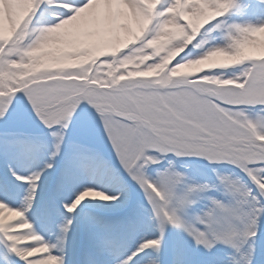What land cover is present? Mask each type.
I'll return each instance as SVG.
<instances>
[{"label":"snow or ice","instance_id":"1","mask_svg":"<svg viewBox=\"0 0 264 264\" xmlns=\"http://www.w3.org/2000/svg\"><path fill=\"white\" fill-rule=\"evenodd\" d=\"M0 2L5 22L0 121H8L14 108L20 112L0 132V152L15 155L31 143L30 120L49 129L53 138L43 168L21 174L9 167L10 177L26 189L19 207L0 199L3 264H68L73 218H63L51 243L35 231L27 213L46 170L52 173L54 200L68 182L95 166L99 153L89 143H77L57 171L56 160L74 125L85 136L99 133L111 146L144 193L155 235L120 259L117 248L141 226L145 205L134 202L126 189L113 194L86 185L62 202L65 211H76L85 197H92L124 215L87 214L73 264H136L141 254L143 264H264V55L241 54L253 34L264 29V18H235L249 10L264 14V0ZM45 13L51 19L41 23ZM117 18L127 22L120 25L125 38L101 40ZM177 49L179 55L170 59ZM217 53L229 59L205 64L191 75L179 68ZM137 61V70L129 71ZM170 157L231 165L255 190L240 175L217 167L210 168L215 182L197 180ZM45 212L55 223L53 210ZM169 227L184 235L169 241Z\"/></svg>","mask_w":264,"mask_h":264},{"label":"bare ground","instance_id":"2","mask_svg":"<svg viewBox=\"0 0 264 264\" xmlns=\"http://www.w3.org/2000/svg\"><path fill=\"white\" fill-rule=\"evenodd\" d=\"M100 4L104 3V0H98ZM24 3L27 5L30 3V0H24ZM243 20H251V21H257L261 18H264V14H259L255 12L249 11V13L246 16L239 17ZM51 19V15L49 13H45L40 17L41 23H47ZM127 23L125 20L117 18L115 22L110 25L108 28H106L101 34L100 39L106 42L111 43H117L118 41L125 38L127 33H125L124 29L120 27L121 24ZM5 34V22H4V15H3V5L2 2H0V37H2ZM248 54V53H264V29H259L253 34V38L251 41L245 43L243 47L241 48V54ZM219 55V56H218ZM222 56L219 54H215L212 56V58L208 59V63L212 64L215 62L221 61ZM137 62H134V66ZM135 68V67H134ZM198 71V69H196ZM187 72L188 74H191L193 71L192 69L183 70ZM30 148L34 149H24L23 147L20 151L24 154V158L22 157V160H19L18 157L15 155H10L6 151L0 152V181H3V183L6 186L0 187V199H4L7 202L11 203L14 207H19L23 202V196L25 194L26 185L21 181H16L15 178L10 177L9 167L14 168L18 173L21 174H27L32 171L39 170L43 168V165L45 161L49 159L51 149L42 150L41 144L39 141L29 143L28 146ZM41 148V149H39ZM99 158L96 160L95 166L89 170L87 173L77 176L70 182H68L66 185L67 188L63 189L59 193H57V198L60 199L61 202L64 201H70L73 197V194L79 190L80 188H83L84 186H92L97 190H103L108 193H116L118 191H123L126 189L124 185V180L121 178V175L117 172H114V170L110 169L108 173L105 176V179H102V170L106 167L104 163H99ZM66 164V163H65ZM65 164L63 163H57L56 169L59 171L60 169L64 168ZM61 165V167H60ZM94 170H97L99 172V176H92V172ZM52 175V173L48 170L45 171L44 175L41 177L40 181V188L38 189V195L36 202L34 204V207L32 210H30L27 213L28 219L31 220V217L33 215H36V211L42 207L44 204V200L47 198V194L49 193L51 187L49 184V177ZM130 177V176H129ZM11 179L12 183L8 184V179ZM131 179V177H130ZM132 180V179H131ZM83 184H82V183ZM70 183L72 185H70ZM81 185V186H80ZM127 191V190H126ZM128 193V192H127ZM147 202V201H146ZM85 205H89L94 208H100L104 209L105 211L111 210L109 205L110 202L103 201L99 198H92V197H85L84 200L81 201V204L78 205L77 208L83 207ZM142 224L140 226V229L135 230L133 233L134 235V241L136 246L143 238H151L153 235H155L154 231V221L151 219V214L149 213L144 218H142ZM153 230V231H152ZM172 230H176L173 229ZM152 231V232H151ZM178 232V230H176ZM172 232L169 234V241L172 238ZM48 242L54 243L56 240V236H47ZM130 237L125 236L123 237V245H120L119 247V253L120 255L122 252H124L128 247V241ZM32 243V242H29ZM131 247V246H130ZM223 247V246H221ZM224 250H230L225 248ZM130 251L126 252L125 254L128 255ZM228 252V251H226ZM1 253V249H0ZM67 257H69V251L66 250ZM59 254V252H57ZM120 258V257H119ZM122 258V257H121ZM1 262L0 264H3V256L0 254ZM142 259L140 256L139 259H137V262H139ZM143 264V261L140 263Z\"/></svg>","mask_w":264,"mask_h":264},{"label":"rangeland","instance_id":"3","mask_svg":"<svg viewBox=\"0 0 264 264\" xmlns=\"http://www.w3.org/2000/svg\"><path fill=\"white\" fill-rule=\"evenodd\" d=\"M249 11L253 12L252 10H249ZM255 13L260 14V12H258V11H256ZM235 18L240 19L239 17H235ZM192 50H193V52L199 51L198 49H192ZM217 54H219V53H217ZM220 55L222 56L221 61L215 62V63H213L214 62L213 61L212 64L220 63V62H223V61L229 59V57L226 56L224 53H220ZM210 58H212V57H209L208 59H210ZM134 67H135L134 64H133V66H130L129 71L137 70ZM189 75H191V74H189ZM19 115H20L19 109L14 108L12 110L11 116H10L8 121H6V122L0 121V132H3L4 130H6L19 117ZM29 134H30V138H31V143L39 141V143L41 144L42 150L51 149V147H53V138L51 136L50 130L45 128L38 121L30 120V122H29ZM77 143H89L93 146V148L96 150V152L99 153V157H98L100 159L99 163H104V165L106 167L108 166V169L106 171L102 170V172H103L102 175L105 174L104 177H102V179H105V176L108 173V171H110V169H112V170H114V168L118 169L117 170L118 174H121V178L124 180V185L126 187V190L128 193H130L132 195L134 202H140V203H143L145 205L146 210L143 212L142 218H144L146 215H148L150 213V211L147 210V202L144 198L143 191L139 188V185H137L133 180L130 179L127 172H125V170L120 166L119 161L115 157V153L111 149V146L108 143H106L105 139L103 137H101L99 133H94L91 136H85L79 125L72 126L66 134V140H65V143L63 145V154L60 156V161L58 160V158L56 161L61 162V163H66L67 159L73 154V152L75 150V145ZM28 148L29 147H26V149H28ZM30 149H34V148H30ZM15 155L18 157L19 160H22V157L24 158V156H23L24 154L21 151H19ZM170 158L174 159L175 165L178 169H180L182 171H188L189 175L194 177L197 180L210 179L211 182H215V173H212L210 171V168L211 167H217L221 171H231V172H234L235 174L240 175L249 184V186L253 187V189L255 190V186L248 179V177L243 172H240L239 169H235L231 165H228V164L209 165L208 161L203 160L201 158H197V157H188V158L170 157ZM185 163H187L189 165V167L187 169L184 168ZM203 173H207V176L203 175ZM92 174L94 175V177L99 176V172H97V170H94L92 172ZM70 185H72V184L70 183ZM214 195L220 196L221 193H214ZM50 198H52V191L49 192V195H47L46 200H44L45 203H47V200ZM51 205L53 207H55V204H53L52 202H51ZM86 208H89V206ZM84 209H85L84 206L79 207L78 211L74 212V215H71L67 211L66 212L59 211V214H58V212H56L54 214L56 216L55 217V223H53L52 220L49 219L50 218L49 215L46 212L44 213V205H42V207H40V209L36 211V215H33L31 217V221L34 224L35 231L37 233H39L46 241H48V239H47L48 235L57 237V234L59 231L58 224L63 220V218L65 216H69V217H72L75 219V223L77 222L76 223L77 227L75 224L73 225V227L70 231V234H69L68 244H67V248H66V250L69 251V257H66L68 260V264H73L74 253L76 251L77 243H78V239H79V233L82 230L84 224L86 223L87 214H91V215L98 216V217H104V218H117V217L124 215V212L122 210L121 211H113V210L105 211L104 209H100V208H90L93 210H90V209L84 210ZM79 216H81V219ZM138 229H140V227ZM168 232H169V234L171 232L173 233L171 240H174V239L179 238L180 236L184 235V234L180 233L179 230H178V232L176 230H172L171 227L168 229ZM133 234H134L133 232L130 234V239L128 241V245L130 243V245L128 246V248H129L128 251H130V252L135 249V246H134V248H132L133 244H135ZM55 242H56V240H55ZM3 248H4L3 244L0 243V249H1L0 254H2V256H3ZM224 251H225V254L227 255V254H230L231 249L230 250H224ZM226 251H228V252H226ZM15 259L17 260L16 257H14L13 260H15ZM0 262H1V259H0Z\"/></svg>","mask_w":264,"mask_h":264},{"label":"clouds","instance_id":"4","mask_svg":"<svg viewBox=\"0 0 264 264\" xmlns=\"http://www.w3.org/2000/svg\"><path fill=\"white\" fill-rule=\"evenodd\" d=\"M179 51L180 49H177L175 51H173L171 54H170V59L171 58H175L176 55H179ZM261 55H264V53H259ZM205 64H209L208 63V58H205L204 60H198V61H195V62H187V63H183L179 66L180 69L182 70H188V69H192L193 71L191 72V74H196L197 72L203 70V67ZM210 66V64H209ZM198 69V71L196 70Z\"/></svg>","mask_w":264,"mask_h":264}]
</instances>
